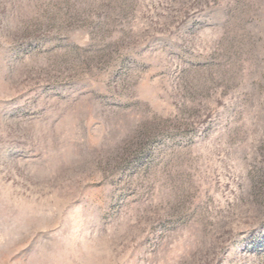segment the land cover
I'll return each instance as SVG.
<instances>
[{
    "label": "rangeland",
    "instance_id": "1",
    "mask_svg": "<svg viewBox=\"0 0 264 264\" xmlns=\"http://www.w3.org/2000/svg\"><path fill=\"white\" fill-rule=\"evenodd\" d=\"M0 264H264V0H0Z\"/></svg>",
    "mask_w": 264,
    "mask_h": 264
}]
</instances>
